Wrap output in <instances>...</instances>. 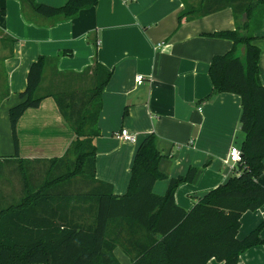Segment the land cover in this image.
I'll use <instances>...</instances> for the list:
<instances>
[{"label":"trees","instance_id":"16d2710c","mask_svg":"<svg viewBox=\"0 0 264 264\" xmlns=\"http://www.w3.org/2000/svg\"><path fill=\"white\" fill-rule=\"evenodd\" d=\"M20 1L35 14L55 21L71 19L98 2L66 0L56 6ZM225 7L233 9L237 26L213 33L231 39L233 46L210 62V95L228 92L241 99L242 161L234 174L186 210L176 204L175 191L180 183L191 182L198 169L190 167L185 176L171 178L166 192L155 194V182L166 175L159 170L164 155L151 133L137 148L127 192L115 195L111 183L95 176L98 117L111 71L95 59L81 72H63L57 68L58 55H40L29 66L21 100L9 108L15 151L0 155V264H121L114 253L117 247L130 258L129 264H206L211 258L238 264L245 250L264 245L263 224L243 239L237 237L242 214L264 203V184L259 181L264 173V84L259 74L261 51L253 43L264 20V0L185 3L179 22ZM0 13H4L1 8ZM5 38L12 55L15 40L7 34ZM240 47L244 58L237 54ZM48 68L51 72L44 85ZM86 80L91 84L81 86ZM50 96L75 138L60 157L23 158L18 120ZM38 162L48 163L42 179L33 178L29 171ZM9 165L15 167L10 170ZM13 170L19 174L18 190L10 177ZM77 177L85 182V189L75 186Z\"/></svg>","mask_w":264,"mask_h":264},{"label":"crops","instance_id":"0c3cea01","mask_svg":"<svg viewBox=\"0 0 264 264\" xmlns=\"http://www.w3.org/2000/svg\"><path fill=\"white\" fill-rule=\"evenodd\" d=\"M38 1L58 6L66 0ZM198 1L98 0L71 19L55 21L35 14L20 0H0V29L15 40L5 61L8 94L0 103V154L15 151L9 108L21 100L29 66L38 56L58 55L57 68L63 72H81L96 59L112 73L98 117L97 179L111 183L115 195L125 194L137 148L154 133L164 155L159 170L166 175L155 182V194H164L170 179L185 176L190 167L198 169L194 179L175 191L176 204L186 210L225 183L234 174L226 163L229 149L241 142V99L228 92L211 96L209 67L213 56L233 46L231 39L213 33L235 30L237 22L231 7L179 22L185 3ZM256 36L264 84V20ZM237 51L242 58L244 49ZM50 72L48 68L44 73V85ZM137 75L143 78L140 84ZM123 128L136 134L135 142L117 138ZM17 134L19 154L27 159L60 157L75 138L51 96L23 113ZM259 181L264 184V173ZM240 221L239 239L260 224L264 239V203L244 212ZM114 253L121 264L130 263L120 247ZM206 264L224 262L211 258ZM238 264H264V245L245 250Z\"/></svg>","mask_w":264,"mask_h":264},{"label":"rangeland","instance_id":"374dc122","mask_svg":"<svg viewBox=\"0 0 264 264\" xmlns=\"http://www.w3.org/2000/svg\"><path fill=\"white\" fill-rule=\"evenodd\" d=\"M240 48H243V47H240ZM237 54L240 57L242 55L241 51H238ZM10 56H11V52H10L9 40H7L5 38V33L0 29V103H2V100L4 99V97L7 93V90H8L5 61ZM242 58H244V56H242ZM90 84H91V82L89 80H86V83L82 84L81 86H88ZM14 167H15V165H9L7 168L11 170ZM46 169H48V163H44V162L43 163L42 162L34 163V164L29 166V171H30L32 177L36 178V179H42L44 177ZM10 173H11L10 177L12 179V182H13V184H15L16 190H18L20 184L18 182L19 180H17L18 178L16 175L19 176V174H15L16 173L15 170L11 171ZM73 183L78 188L81 187L82 189H85V187H86L85 182L82 181V179H80L79 177H77ZM5 190L9 191L10 188L7 187V189H5Z\"/></svg>","mask_w":264,"mask_h":264},{"label":"built area","instance_id":"2783aa9c","mask_svg":"<svg viewBox=\"0 0 264 264\" xmlns=\"http://www.w3.org/2000/svg\"><path fill=\"white\" fill-rule=\"evenodd\" d=\"M160 45V44H159ZM136 83L140 84L143 81L141 75H137L135 78ZM117 138L127 141V142H135L136 134L130 132L129 130L123 128L116 134ZM242 161V151L239 146L232 145L228 152V157L226 163L229 164L233 169Z\"/></svg>","mask_w":264,"mask_h":264},{"label":"water","instance_id":"95a60500","mask_svg":"<svg viewBox=\"0 0 264 264\" xmlns=\"http://www.w3.org/2000/svg\"><path fill=\"white\" fill-rule=\"evenodd\" d=\"M244 17L246 18V14H244Z\"/></svg>","mask_w":264,"mask_h":264}]
</instances>
